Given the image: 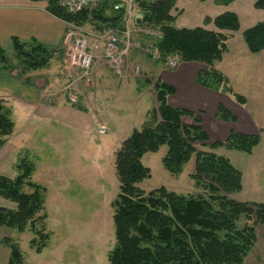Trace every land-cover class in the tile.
Segmentation results:
<instances>
[{"label": "trees", "instance_id": "1", "mask_svg": "<svg viewBox=\"0 0 264 264\" xmlns=\"http://www.w3.org/2000/svg\"><path fill=\"white\" fill-rule=\"evenodd\" d=\"M30 1L45 2L47 12L67 24L80 27L88 19V13H65L59 7L60 0ZM232 1L215 2L225 6ZM176 2L161 0L139 5L140 26L161 35V39L150 43L162 59L176 56L181 63H199L210 68L197 75L196 83L233 95L236 103L243 105V98L233 93L225 77L212 69L227 51L230 35L240 30L237 15L225 12L212 21L206 20L205 24L212 23L214 31L177 29L171 14ZM254 7L263 9L264 0L257 1ZM122 9L125 14L123 5ZM115 27L110 25L106 30ZM123 28L122 25L119 30ZM242 37L251 54L264 50V22L243 31ZM37 54L49 57L48 51L41 47H27L14 41L13 59L24 73L47 64L48 60L39 59ZM12 65V57L0 47V68L12 71ZM153 90L156 109L148 113L141 128L134 130L115 153L114 170L118 182V195L113 203L115 245L108 255V263L242 264L256 242V230L249 223L255 220V223L264 225V205L238 203L231 199L242 189V176L217 151L225 149L249 155L258 146L259 136L231 131L225 141L210 143L198 116L168 104V97L175 94L171 86L157 79ZM216 118L221 122L236 121V117L221 106ZM13 128L10 108L0 100V147ZM163 146L167 150L162 164L172 176H177L194 158L191 179L201 190V195L181 196L164 188L144 194L137 187L150 178V170L142 164L143 156L155 153ZM17 169L20 173L13 179L0 177V198L15 205L12 210L0 207V228L20 234L29 230L35 236L31 246H36L39 254L49 241L48 234L36 230V224L46 219L42 214L46 190L31 182L34 169L30 164L23 161ZM24 187H28L31 193H23ZM241 218L248 224L240 229L237 224ZM2 244L10 251L8 264H27L17 243L5 238Z\"/></svg>", "mask_w": 264, "mask_h": 264}, {"label": "rangeland", "instance_id": "2", "mask_svg": "<svg viewBox=\"0 0 264 264\" xmlns=\"http://www.w3.org/2000/svg\"><path fill=\"white\" fill-rule=\"evenodd\" d=\"M200 3L199 0H180L179 8L175 5L171 14L177 16L182 9L185 13L184 17L188 18L191 13L199 11L198 9L205 10L208 7L207 3ZM88 12L92 10L84 13ZM256 15L251 23L254 26L264 22V12ZM238 19L240 22V18ZM132 21L130 22L132 40L147 41L143 31L151 29L143 26L138 28ZM70 25L74 31L90 33L86 28ZM240 41L244 45L242 36H240ZM236 42L237 40L234 41ZM71 48V42H68L64 54L59 56L61 62L56 60L58 59L57 51H48V58L43 54H37L39 59H47L48 62L38 70L27 72L29 74L22 71L23 69L12 56V71L16 70V74H22V77L30 75L28 78L32 84L44 85L45 79L47 78V83L51 78V83H48L50 86L46 88L47 94L42 97L36 110L58 106L82 109L89 114L83 116L86 121L93 113L92 116L98 123L96 126L92 125L87 128L70 126L58 119L42 118L37 114L29 117L27 112L22 110L21 105L17 106L15 101L14 103L11 99L0 98L10 108L14 125L12 134L4 142L8 156L0 161L1 174L7 178H15L20 173L17 167L25 161L34 169L31 182L46 190L42 212L46 219L36 224V230H42L49 235L46 248L37 254L36 246L32 247L30 243L35 236L29 230L22 234L10 231L9 238L18 244L27 264H109L108 255L115 245L113 203L118 195V182L114 170L115 153L121 143L134 130H139L145 122H141L142 109L140 108L142 105H147V113L156 105L151 102V98L154 97V77L143 71L138 61L147 59L151 64L164 61L153 62L144 54V51L132 49L125 57L120 73H116L108 63L101 62L93 63L92 69L84 73L68 62ZM239 51H242L240 47L233 52L237 55ZM249 55L243 54L233 58L232 63L236 64L235 68L239 65L242 68L241 79L239 77L238 83L240 84L239 90L242 91L248 86L252 92L250 97V101H253L252 109L248 103L242 109L249 116L252 115L257 119L259 125H262L264 121V50L258 54ZM227 56L230 60V54ZM51 60L53 62L50 63ZM100 60L103 59L95 61ZM64 67H67L68 74L65 73ZM136 68H138L137 72ZM98 69H102L103 73L111 77L110 83L112 84L109 86V92L113 93L116 87H124L123 96L109 95L107 87L97 83L99 79L94 73ZM149 70L151 73L154 72L150 68L146 71ZM146 79L150 83V86L145 87L146 99L139 106L138 102L131 103L136 106L131 107L127 101H134L137 98L133 94V87L142 86L141 83H144ZM225 79L228 87L232 89L228 79ZM213 93H219L222 96L223 106L221 107L227 112L232 115L239 112L231 104L236 103L235 96L226 94L220 89ZM233 93L241 96L246 103L244 95L234 91ZM185 95L181 93V97L177 100L190 104V99H187ZM173 100L174 96H169L168 104ZM96 104L99 108L94 110L93 107ZM102 126L105 129L100 128L98 131V127ZM166 150L163 146L157 152L143 156L142 164L150 170V178L142 181L137 187L144 194L164 188L167 192L181 196L201 195V190L191 179L194 173V158L183 167L177 176H172L162 164ZM23 193L29 194L31 191L28 187H24ZM7 203L9 209L15 208L14 204ZM246 224H248L246 220L241 218L237 226L241 229ZM249 225H254L256 242L242 264H264V225L255 223V220Z\"/></svg>", "mask_w": 264, "mask_h": 264}, {"label": "crops", "instance_id": "3", "mask_svg": "<svg viewBox=\"0 0 264 264\" xmlns=\"http://www.w3.org/2000/svg\"><path fill=\"white\" fill-rule=\"evenodd\" d=\"M179 1L180 0L176 2V8H179ZM199 1L201 2L200 4L207 3L208 7L205 8V10L198 9L199 11L191 13L188 18L184 17V10L181 9L180 14L177 16L174 15L175 28H203L209 31H214L212 23L205 24L206 20L212 21L217 16L225 12L234 13L238 18H240V30L230 35L227 43L228 50L223 55L222 59L213 65V69L228 79L233 91L240 93V95H244L246 98V103L243 105L231 103L232 106H235L237 110H239V112L234 115L236 117V121L234 123L219 121L216 118V112L219 106H223L222 96L219 95V93H213V91L202 88L196 83L197 75L200 72L209 70L205 65L199 63L179 62L178 67L172 71L167 70V68H163L165 67L164 62L151 64L149 60L146 59L138 61V65L143 71L148 72L149 76L154 77L153 81L158 79L167 85L169 84V86L175 90V94L173 95L174 100L173 102H170L169 105L175 108L185 109L198 116L202 121V128L207 133L210 143L225 141L231 131L244 135L259 136L258 146H256L249 155L225 149H219L217 153L227 158L232 166L238 170L242 176V189L239 193L234 194V196L232 195V199L238 203L264 205V121L262 125H259L257 119H255L252 115L249 116L243 111L242 107L246 106L247 103L250 105V109H252L253 101H250L252 92L251 88L246 85L244 90H239L240 84L238 83L239 77L241 79L240 74H242V68L240 65L238 68H235L234 65L236 64L232 63L234 62L232 59L240 55H255L248 51L245 43L243 45L240 41V36H242L243 31L254 26L251 24L252 20L257 16L256 14H259V12L263 13L264 8L258 10L254 7L255 3L259 0H234L225 6L218 5L215 2L216 0ZM46 6L47 4L45 2L34 3L30 0H0V47L8 56H13L14 41H17L27 47L38 46L45 51H57L58 59L56 60L61 62V60H59V56L64 54L65 47L69 42L68 33L71 29V25L48 13ZM122 10L120 1L106 2L99 7L92 9V12H88L87 21L80 27L86 28L90 33L94 34L104 32V29L106 30V28L110 25H116L114 29L119 30L122 25L124 26L123 19L125 14ZM136 11V16L132 19L134 25L137 17L142 19L140 9H137ZM139 26L136 25V27L140 28ZM235 40H237L236 43H234ZM143 44H145V41ZM239 47L242 51H239V54L236 55L233 51L237 50ZM229 54L230 60L227 56ZM53 60H51L50 63L53 62ZM96 62L107 64L105 60L94 61V63ZM146 67L147 69L150 68L154 72L151 73L150 70L146 71ZM66 68L64 67V70L65 73L68 74ZM94 74L95 77L99 79L97 80V83H101V85L107 87L106 90L109 95L113 94L123 96L124 87H116L114 88L113 93L109 92V86L112 84L110 83L111 77L109 74L103 73L102 69L96 70ZM22 76V74H16V70L9 71L0 68L1 99L5 98L11 99L13 102L15 101L17 106L21 105L20 107L22 110L27 112L29 117L37 114L42 118L46 117L58 119L70 126H79L81 128H87L92 125L96 126L98 124L96 118L92 116L93 113L90 115V119L86 121L83 116L89 114L78 108L58 106L49 107L50 109L42 108L36 110V106L40 104L42 97L47 94L46 88L50 86L48 83L51 81V78L47 83L46 78L45 84L39 85L30 83L28 78L30 75L27 77ZM145 77L147 78V76ZM141 84L142 86H136L132 89L133 94H135L137 98L134 101H127V104H130L131 107L135 106L131 105V103L138 102L137 104L139 106L146 99L145 87L150 86V83L146 79L144 83ZM97 89L99 90V88ZM181 93L186 94V98L191 101L190 104L189 102L184 104L183 102L177 100L181 97ZM151 99V102L156 104L155 98L153 97ZM228 100L229 102L231 101L229 97ZM201 103L204 104L201 106ZM156 105L152 107L154 109L151 111L156 109ZM98 108V104L93 107L94 110H97ZM140 109H142L141 122L143 123L148 115L147 105H142ZM33 118L37 119L35 117ZM100 128L105 129L103 126L98 127V131ZM5 146L6 145L0 147V161L8 156ZM1 173L2 172H0V177H4L5 175ZM7 202L8 201L0 198V207L9 209ZM12 208L13 207H11L10 210H12ZM10 231L12 230L0 228V264H8L9 261L10 251L2 244V241L3 239L10 237Z\"/></svg>", "mask_w": 264, "mask_h": 264}, {"label": "built area", "instance_id": "4", "mask_svg": "<svg viewBox=\"0 0 264 264\" xmlns=\"http://www.w3.org/2000/svg\"><path fill=\"white\" fill-rule=\"evenodd\" d=\"M110 1H120L125 8L124 28L122 30L108 29L99 34L83 33L70 29L68 33L71 42V53L68 62L84 73L92 69L95 60L103 59L116 73H120L123 61L132 49L144 51V54L153 62L164 61L168 70H175L179 61L176 56H168L162 59L156 47L150 43L161 39V35L155 30L143 31L147 39L145 44L141 41H133L130 30V22L140 4H154L161 0H60L59 7L65 13L76 15L92 10ZM138 68H136V72Z\"/></svg>", "mask_w": 264, "mask_h": 264}, {"label": "water", "instance_id": "5", "mask_svg": "<svg viewBox=\"0 0 264 264\" xmlns=\"http://www.w3.org/2000/svg\"><path fill=\"white\" fill-rule=\"evenodd\" d=\"M141 20H142L141 18L137 17V18L135 19V25L139 26L140 23H141Z\"/></svg>", "mask_w": 264, "mask_h": 264}]
</instances>
